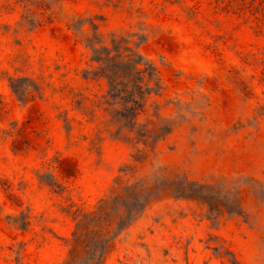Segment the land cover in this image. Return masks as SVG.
Wrapping results in <instances>:
<instances>
[{
  "label": "rangeland",
  "instance_id": "rangeland-1",
  "mask_svg": "<svg viewBox=\"0 0 264 264\" xmlns=\"http://www.w3.org/2000/svg\"><path fill=\"white\" fill-rule=\"evenodd\" d=\"M74 17L157 65L139 116L152 140L172 127L157 144L119 129ZM142 176L213 183L242 214L160 192L103 264H264V0H0V264H65L85 214Z\"/></svg>",
  "mask_w": 264,
  "mask_h": 264
},
{
  "label": "trees",
  "instance_id": "trees-1",
  "mask_svg": "<svg viewBox=\"0 0 264 264\" xmlns=\"http://www.w3.org/2000/svg\"><path fill=\"white\" fill-rule=\"evenodd\" d=\"M68 24L91 49L93 60L99 63L94 75L108 81L109 89L104 96L113 107L111 114L118 121L119 129L135 133L137 142L146 149L152 142L157 144L172 127L161 126L164 131L152 140L154 137L148 125L139 120L153 94L163 90L157 65L117 33H112L109 45L105 34L100 31V23L94 19L74 17L69 19ZM87 24L90 27H86ZM136 160L141 161L139 158ZM157 175L166 178L161 172H157ZM166 182L154 183L150 177H138L135 182L122 185L120 190L115 189L101 199L96 208L79 221L73 249L65 264H103L114 245L115 237L138 218L152 200L160 198V192L201 200L209 205L212 212L223 213L226 209L242 214L241 202L228 196L221 200V187H215L213 183L192 181L187 176L168 178ZM82 247L85 252L81 256L78 248Z\"/></svg>",
  "mask_w": 264,
  "mask_h": 264
}]
</instances>
